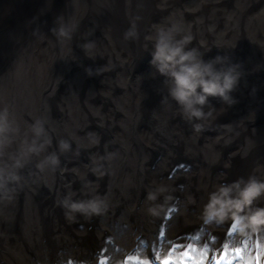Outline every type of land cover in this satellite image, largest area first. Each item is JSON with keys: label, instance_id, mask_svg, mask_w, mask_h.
<instances>
[{"label": "bare ground", "instance_id": "bare-ground-1", "mask_svg": "<svg viewBox=\"0 0 264 264\" xmlns=\"http://www.w3.org/2000/svg\"><path fill=\"white\" fill-rule=\"evenodd\" d=\"M181 17L185 33L192 26L188 50L241 74L235 103L210 97L206 120L184 116L152 64L157 28ZM133 23L138 35L125 39ZM61 27L70 39H58ZM5 107L19 130L10 155L37 119L52 143L16 170L11 199L0 196V264H129L141 253L162 264L161 252L260 264L264 233L241 238L231 220L201 217L219 186L264 181V0H0ZM53 154L59 165L40 171ZM160 187L168 191L150 201ZM69 197L99 198L106 211L70 221ZM252 207L264 208V196Z\"/></svg>", "mask_w": 264, "mask_h": 264}, {"label": "clouds", "instance_id": "clouds-1", "mask_svg": "<svg viewBox=\"0 0 264 264\" xmlns=\"http://www.w3.org/2000/svg\"><path fill=\"white\" fill-rule=\"evenodd\" d=\"M170 23L169 28H157L152 64L161 75L172 81L170 95L181 107L184 116L190 121L206 120L213 116L212 110L204 111L210 97L219 98L229 106L235 103L231 93L238 86L241 74L236 66L224 68L223 65L226 62L224 58L217 57L213 61L206 62L196 49L188 50L194 36L191 25H188L187 32H184L182 17L179 20H170ZM198 23L203 21L200 20ZM213 30L209 29L210 32ZM137 35L136 25L133 23L132 28L125 34V39L136 38ZM177 36L180 38L177 39ZM57 37L60 40L70 39L71 33L67 28L61 27ZM146 39L151 41L153 37L149 36ZM200 43L203 46L205 42L202 40ZM196 129L199 131L200 125H197ZM18 132L19 130L12 125L9 109L5 107L0 110V196L6 199H11L7 187L9 182H17L20 179L16 170L25 167L32 156H39L52 143L47 135L45 121L37 119L29 131L31 140L26 135L21 141L18 154L10 155L8 150L15 143L14 137ZM90 141L92 145L99 144V140L95 137H90ZM59 147L61 151H67L70 145L61 141ZM58 165L59 159L53 154L37 167L40 171H44L47 166L54 169ZM100 174L103 175L102 172ZM167 191V188L160 187L155 193H149L148 199L155 201L158 195H163ZM262 196H264V181L255 178H250L247 182L241 180L221 185L210 194L201 218L205 224L217 225L231 220L234 225L233 231L241 238L260 235L264 233V208L253 209L252 206ZM166 199L170 200L171 197L167 196ZM63 206L67 210L66 215L70 221L75 219L76 213L91 217L102 215L106 211L105 202L99 198L84 203L72 202L69 197L63 202ZM149 212L152 215L159 214L156 209H149ZM259 255L260 264H264V239L260 243ZM160 257L162 264H201L202 260V254L196 252L191 255L173 253L170 258L166 253L161 252ZM141 261L143 264H151V258L143 253L135 262L129 260V264H141ZM241 264L245 262L242 261Z\"/></svg>", "mask_w": 264, "mask_h": 264}]
</instances>
